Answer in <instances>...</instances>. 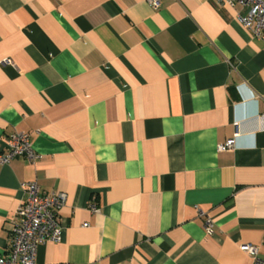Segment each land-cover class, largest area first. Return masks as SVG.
<instances>
[{"label": "crops", "instance_id": "0c3cea01", "mask_svg": "<svg viewBox=\"0 0 264 264\" xmlns=\"http://www.w3.org/2000/svg\"><path fill=\"white\" fill-rule=\"evenodd\" d=\"M238 10L0 0V148L25 132L37 154L0 166V255L35 181L66 194L35 264H252L246 243L264 257V40Z\"/></svg>", "mask_w": 264, "mask_h": 264}, {"label": "built area", "instance_id": "2783aa9c", "mask_svg": "<svg viewBox=\"0 0 264 264\" xmlns=\"http://www.w3.org/2000/svg\"><path fill=\"white\" fill-rule=\"evenodd\" d=\"M230 7H239L234 16L244 29L253 37L264 40V0H217ZM155 8L159 0H150ZM9 62L5 59L3 63ZM235 145L233 139H227L219 148H231ZM30 138L25 132L12 133L5 139L4 147L0 148V166L6 165L10 160L24 157L34 162L37 154L31 148ZM25 192L24 200L16 209L12 226L9 232V246L0 255V264H35L37 245L46 241L59 242L61 240V221L58 208L66 201V194L61 191L50 193L42 192L35 181L21 184ZM95 206V205H94ZM91 205V210L97 208ZM205 217L204 229L206 233L212 232L211 219ZM240 250L252 256V264H264V257H260L256 247L252 244H241Z\"/></svg>", "mask_w": 264, "mask_h": 264}]
</instances>
